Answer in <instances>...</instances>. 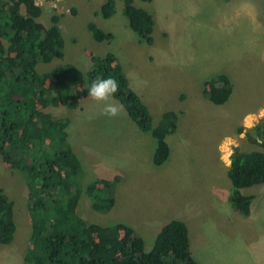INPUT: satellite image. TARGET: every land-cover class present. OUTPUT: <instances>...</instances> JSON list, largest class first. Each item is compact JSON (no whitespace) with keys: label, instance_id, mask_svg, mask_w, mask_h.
Returning <instances> with one entry per match:
<instances>
[{"label":"rangeland","instance_id":"374dc122","mask_svg":"<svg viewBox=\"0 0 264 264\" xmlns=\"http://www.w3.org/2000/svg\"><path fill=\"white\" fill-rule=\"evenodd\" d=\"M104 1L39 4L43 11L38 19L45 25L51 24L52 14L59 15L64 57L37 64L38 70L69 62L85 73L91 56L113 53L148 107L152 125L165 110L179 115L176 131L166 137L169 155L157 166L152 162L155 139L148 134L150 141L141 145L134 132H143L111 95L81 99L77 108H44L52 116L69 118L67 140L83 169L78 215L101 225L132 226L145 251L164 223L185 218L198 262L264 264V183L240 189L253 195L250 216L243 217L227 202L226 174L233 148H261L255 127L264 119V108L257 117L249 112L264 107V0H133L153 15L151 44L128 26L123 0H114L109 18L99 13ZM90 21L113 37L96 41L87 28ZM218 73L227 74L233 85L223 104L202 93L205 81ZM108 105L116 108L115 115L105 111ZM114 175L121 178L113 187L111 208L94 210L84 193L86 184ZM0 188L13 201L15 224L10 242L0 244V264H22L31 230L27 187L1 159ZM151 214L159 217L147 230L144 219L156 217Z\"/></svg>","mask_w":264,"mask_h":264},{"label":"trees","instance_id":"16d2710c","mask_svg":"<svg viewBox=\"0 0 264 264\" xmlns=\"http://www.w3.org/2000/svg\"><path fill=\"white\" fill-rule=\"evenodd\" d=\"M42 11L35 0H0V159L27 187L31 230L22 264H202L192 256L187 226L181 219L164 223L152 248L145 251L142 237L132 226L101 225L78 215L83 169L67 140L69 118L52 116L44 108L59 104L77 108L81 99L89 97L94 80L114 78L117 90L111 96L139 130L155 139L152 162L157 166L169 155L166 137L176 131L179 113L165 110L152 125L148 107L113 53L91 56L85 73L69 62L39 71L37 64L64 57L59 15L52 14L51 24L45 25L38 19ZM99 13L103 18L112 16L114 0H105ZM123 14L139 38L151 44L153 15L134 6L133 0H123ZM87 28L96 41L113 37L92 21ZM204 85L203 96L214 104L226 102L233 91L224 73L210 77ZM263 126L264 119L255 127L261 148H233L226 169L227 202L243 217L250 213L253 195L240 189L264 183ZM120 178L96 177L86 184L84 193L94 210L111 208L113 187ZM12 212L13 201L0 188V244L12 239Z\"/></svg>","mask_w":264,"mask_h":264},{"label":"clouds","instance_id":"9594fccd","mask_svg":"<svg viewBox=\"0 0 264 264\" xmlns=\"http://www.w3.org/2000/svg\"><path fill=\"white\" fill-rule=\"evenodd\" d=\"M117 90V81L112 77H107L99 80H94L88 89V95L93 99L105 100L107 97ZM105 111L109 115H115L116 108L112 105H108Z\"/></svg>","mask_w":264,"mask_h":264},{"label":"crops","instance_id":"0c3cea01","mask_svg":"<svg viewBox=\"0 0 264 264\" xmlns=\"http://www.w3.org/2000/svg\"><path fill=\"white\" fill-rule=\"evenodd\" d=\"M264 107H262V108H259L258 110H251L249 113H251V116L253 115H255L256 117L257 116H259V114H258V112L260 111V110H262ZM138 128V127H137ZM141 131V130H140ZM142 132V131H141ZM144 133H147V132H143V133H140V134H138V133H136V132H134V135L139 139L138 140V142H140V144L142 145V144H144V143H147V142H149L150 140L148 139V137L147 136H149L148 134H150V133H147V135H145ZM151 135V134H150ZM147 171V170H146ZM228 195V194H227ZM151 215H156V214H151ZM146 217H148L149 215L147 214V215H145ZM248 216H250V213H249V215ZM247 216V217H248ZM158 217L159 216H157L156 215V217H154V218H151V219H144V225L146 226V229L147 230H149V229H152L153 227H155V225L154 224H156L157 223V219H158ZM177 219H180V218H177ZM185 218H183V221L185 222V220H184ZM182 220V219H181Z\"/></svg>","mask_w":264,"mask_h":264},{"label":"built area","instance_id":"2783aa9c","mask_svg":"<svg viewBox=\"0 0 264 264\" xmlns=\"http://www.w3.org/2000/svg\"><path fill=\"white\" fill-rule=\"evenodd\" d=\"M43 1H45V0H35V4L39 5V4H41ZM39 6H40V5H39Z\"/></svg>","mask_w":264,"mask_h":264}]
</instances>
